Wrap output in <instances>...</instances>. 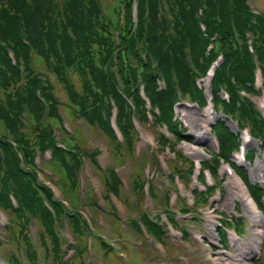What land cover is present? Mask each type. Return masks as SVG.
Instances as JSON below:
<instances>
[{"label":"trees","instance_id":"1","mask_svg":"<svg viewBox=\"0 0 264 264\" xmlns=\"http://www.w3.org/2000/svg\"><path fill=\"white\" fill-rule=\"evenodd\" d=\"M101 2L0 0V209L11 211L14 223L32 214L42 227L41 245L50 237L55 255H60L56 218L66 215L76 220L77 206L71 204L73 209L67 210L52 199L51 189L35 175L39 170L35 156L51 153L50 171H55L65 193L81 204L75 176L80 160L74 138L63 136L59 141L55 134L58 129L53 126L63 120L52 98L50 74L67 96V112L109 137L116 164L121 165L124 149L117 143L111 118L122 134L129 160L138 140L133 122L144 125L148 114L151 124L172 134V139L163 132L157 137V145L171 151V140H179L185 132L180 121L173 120L174 106L181 101L198 108L208 104L200 80L220 59L209 82L213 110L223 116L210 127L218 146L210 157L212 167L232 166L263 210L264 187L250 183L245 169L232 161L241 138L226 124L235 123L239 131L247 128L264 152V118L249 98L264 91V11H253L247 0H109L105 11ZM254 157L255 150L244 154L246 162ZM139 180L132 186L139 188ZM114 181L111 170L102 180L108 193L118 191ZM37 187L48 198L49 208L57 211L55 219L42 204ZM207 189L208 195L214 192ZM10 194L16 207L7 197ZM87 202L99 209L91 194ZM144 219L149 228L159 230L153 220ZM233 225L238 234L243 232L242 218H235ZM94 242L107 253L106 241L97 237ZM57 256L55 264H63ZM9 263L15 264V258Z\"/></svg>","mask_w":264,"mask_h":264},{"label":"rangeland","instance_id":"2","mask_svg":"<svg viewBox=\"0 0 264 264\" xmlns=\"http://www.w3.org/2000/svg\"><path fill=\"white\" fill-rule=\"evenodd\" d=\"M108 2L103 0V6L100 3L104 11ZM248 2L256 12L264 11V0ZM35 68L38 70V65ZM41 71L46 72L44 69ZM48 80L51 82L52 98L58 103V114L63 120V124L53 126L58 129L55 134L59 141L63 136L73 137L79 146L80 164L75 176L81 204L75 196L65 193V189L58 184L60 180L55 171H50V152L35 156L36 167L39 168L35 175L38 181L51 189L54 201L62 203L66 209H73L71 204L77 206L73 209L78 211L77 221L66 215L56 218L60 222L56 223V237L61 243V246L58 244L56 252H60V255L57 256L50 246V237L42 240L41 245L39 232L42 227L32 214L14 223L13 213L0 209V264H10L13 258L15 264H55L56 256L63 264H264V209L260 211L256 208L247 190L248 196L239 195L236 184L245 189L246 186L237 174L227 170L225 163L212 167L214 163L210 157L218 151V146L210 127L222 116L212 108L206 112L210 103L203 108L186 101L174 106L173 120H179L185 132L179 140H171V151L157 145L160 132L172 139V134L165 127L151 124L149 114L144 125L134 120L138 140L131 148L130 160L125 152L127 148L123 145L122 134L113 128L112 117L111 125L117 143L124 149L123 162L117 165L115 145L111 139L99 129L88 126L82 118L69 114L67 96L62 86L51 74ZM207 80L203 78L200 83L206 98L210 99ZM159 87H162V83H159ZM225 95L221 92L222 97ZM249 98L264 118V93L260 96L250 95ZM44 107L47 113L48 104L45 103ZM226 125L239 134L243 154L247 150H255L253 162H246L239 152L233 153V162L245 169L250 183L264 187V152L259 148V141L250 138L247 128L239 131L233 122ZM62 126L65 128L63 133ZM201 165L207 166L202 169ZM111 170L118 184L115 193H108L102 182L105 174L109 173L110 176ZM59 177L63 179V175ZM136 179H140L139 188L138 185L132 186ZM206 187L214 192L208 195L210 190L206 191ZM36 191L55 219L57 211L49 208L48 198L44 197L39 187ZM89 194L99 209L91 208V202L86 203ZM7 197L16 207L13 195ZM246 198L255 207L254 211L247 205ZM262 202L264 204V196ZM238 215L243 216L244 232L236 242L229 241L223 252L221 246L217 245L211 222L221 221V216ZM144 218L154 220L152 223L159 230L154 231L152 225L150 228L157 235L151 233ZM167 220H170V224ZM97 237L108 244V251L105 249L107 253L96 246L94 240ZM259 242H262L259 251L261 257L255 260Z\"/></svg>","mask_w":264,"mask_h":264},{"label":"bare ground","instance_id":"3","mask_svg":"<svg viewBox=\"0 0 264 264\" xmlns=\"http://www.w3.org/2000/svg\"><path fill=\"white\" fill-rule=\"evenodd\" d=\"M209 85V84H208ZM207 87V86H206ZM206 112H209V109L207 108L206 109ZM208 115V114H207ZM208 128V127H207ZM204 130H206V129H204ZM208 130V129H207ZM206 133H207V131H206ZM245 143V142H244ZM243 147V146H242ZM244 148V147H243ZM236 188H237V190H238V193H240L239 195L241 196V197H243V196H248L247 195V192H246V189L241 185H238V184H236ZM245 199V198H244ZM246 200H247V205L248 206H250V208H251V211H254V209H255V207L253 206V204L252 203H250V201L248 200V198H246ZM245 200V201H246ZM210 220V219H209ZM211 221V220H210ZM260 232V231H259Z\"/></svg>","mask_w":264,"mask_h":264}]
</instances>
